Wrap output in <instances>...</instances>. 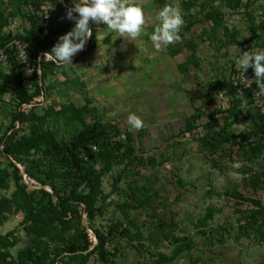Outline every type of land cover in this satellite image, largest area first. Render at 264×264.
<instances>
[{
  "label": "rangeland",
  "instance_id": "rangeland-1",
  "mask_svg": "<svg viewBox=\"0 0 264 264\" xmlns=\"http://www.w3.org/2000/svg\"><path fill=\"white\" fill-rule=\"evenodd\" d=\"M137 2L146 34L128 40L90 21L84 50L60 67L43 56L74 27V0H0V264H264V129L253 101L228 91L235 58L264 49V0ZM165 4L185 24L181 42L157 51ZM17 40L42 47L31 73ZM95 121L111 143L79 153L102 182L104 210L90 219L80 203L90 188L71 198L66 163L46 149ZM85 232L94 243L70 251Z\"/></svg>",
  "mask_w": 264,
  "mask_h": 264
},
{
  "label": "clouds",
  "instance_id": "clouds-1",
  "mask_svg": "<svg viewBox=\"0 0 264 264\" xmlns=\"http://www.w3.org/2000/svg\"><path fill=\"white\" fill-rule=\"evenodd\" d=\"M66 18L74 22V27L60 36L51 51L44 54V57L60 67L73 66V57L84 50L87 40L93 35L90 21L93 24L103 23L117 37L128 40H136L146 34L144 10L137 0H74L73 7L67 10ZM184 24L183 12L178 5L165 4L160 8L150 35L154 49L160 51L181 42L180 33ZM234 63L242 77L251 67L255 84L264 91V49L245 51L235 58ZM127 120L130 130L140 131L144 127L143 120L135 113H129Z\"/></svg>",
  "mask_w": 264,
  "mask_h": 264
},
{
  "label": "trees",
  "instance_id": "trees-1",
  "mask_svg": "<svg viewBox=\"0 0 264 264\" xmlns=\"http://www.w3.org/2000/svg\"><path fill=\"white\" fill-rule=\"evenodd\" d=\"M37 48V47H36ZM42 47H39L36 49V52L33 50L32 47H28V52H29V59L30 56L35 59V61L38 63L37 65H40V62L37 61L38 58V52H41ZM45 52V51H42ZM33 53V55L31 54ZM45 54V53H44ZM44 57V56H43ZM31 62V61H30ZM41 66V65H40ZM236 73L237 70L234 69ZM253 89H259L258 86L253 83V88L252 87H247L245 84H243L241 81L239 84H235L233 80H231V83H229L228 91L233 94L234 96L238 97L239 99H243L244 97L249 98L250 100L253 101L254 106L257 108V111L260 112L261 116V128L264 129V115L262 113L261 108L255 103V98L253 97ZM264 103V99H263ZM19 119L23 120L22 115L18 116ZM212 121L215 122L216 124L219 123V119L213 118ZM233 121H229L226 126L232 125ZM223 130H227V127H223ZM110 140H109V134L107 130L103 127V125L100 122H94L93 124L89 125L86 127L83 131H81L74 139L71 141L65 143L63 147H58V146H52L48 147L46 151L49 153H52L54 156V160L57 162L63 161L66 163V170L68 171L67 173V178L70 179V183L74 185L73 189H71V198H74L75 201H78L81 199V197L78 195V189L79 186L82 184H85L87 187L90 188V192L86 197L82 198L80 200V203L85 205L84 211L87 213L88 217L90 219H94L97 214H100L103 212V206H96V197L94 196V193L96 190L98 192L100 191L101 187V179L98 175L91 174L90 171H88V167L84 161L83 158L80 157V150L82 148H86L87 145L91 144L93 146L100 145L103 147L104 151L107 152L110 150L109 145H110ZM17 144L13 145L11 143H8L6 147V152H13L15 151V147ZM117 146H121L120 144H117ZM106 149V150H105ZM72 182V183H71ZM96 238L98 240V243H101V245H105V235L102 231L96 230ZM94 241L92 238L89 237L88 233H84V241L83 244H77L74 246L70 247V251L75 252V251H83L87 250Z\"/></svg>",
  "mask_w": 264,
  "mask_h": 264
},
{
  "label": "built area",
  "instance_id": "built-area-1",
  "mask_svg": "<svg viewBox=\"0 0 264 264\" xmlns=\"http://www.w3.org/2000/svg\"><path fill=\"white\" fill-rule=\"evenodd\" d=\"M47 19V25H46V33L49 32V28H50V23H51V19H50V15L49 13L45 16ZM14 48H15V52L17 54V57L19 59H21L22 62L25 63L26 67H27V71L28 73L32 72L31 69V62L29 59V52H28V47L25 43H23L22 41H15L14 42ZM247 73V72H245ZM245 73L243 74V77L240 74V70L238 69L236 74L237 75V80L234 81L235 84H239L240 81L245 84L247 87H249V84H251L250 87L253 88V83H254V75H245ZM240 74V75H239ZM247 80H253V81H246ZM253 97L255 98V103L261 108L262 113L264 115V103H263V99H264V91H261L259 89H253Z\"/></svg>",
  "mask_w": 264,
  "mask_h": 264
}]
</instances>
